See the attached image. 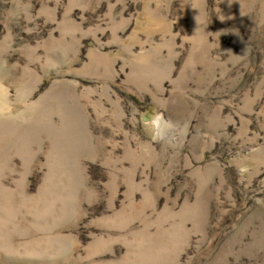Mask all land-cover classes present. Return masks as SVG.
<instances>
[{
  "label": "rangeland",
  "instance_id": "374dc122",
  "mask_svg": "<svg viewBox=\"0 0 264 264\" xmlns=\"http://www.w3.org/2000/svg\"><path fill=\"white\" fill-rule=\"evenodd\" d=\"M0 264H264V0H0Z\"/></svg>",
  "mask_w": 264,
  "mask_h": 264
}]
</instances>
